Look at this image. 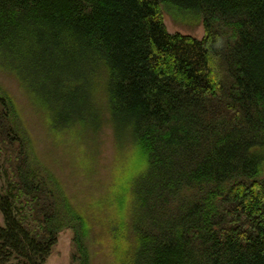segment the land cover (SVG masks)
I'll use <instances>...</instances> for the list:
<instances>
[{
	"label": "trees",
	"instance_id": "1",
	"mask_svg": "<svg viewBox=\"0 0 264 264\" xmlns=\"http://www.w3.org/2000/svg\"><path fill=\"white\" fill-rule=\"evenodd\" d=\"M1 56L59 141L87 114L95 156L114 139L80 197L0 79V264H45L65 229L72 264H264V0H0Z\"/></svg>",
	"mask_w": 264,
	"mask_h": 264
},
{
	"label": "rangeland",
	"instance_id": "2",
	"mask_svg": "<svg viewBox=\"0 0 264 264\" xmlns=\"http://www.w3.org/2000/svg\"><path fill=\"white\" fill-rule=\"evenodd\" d=\"M165 19L168 28L172 32H181L196 37H201L204 33L202 23L195 22L194 24H189L182 20L179 12H175V15H172L169 11H165ZM0 64V79L11 90L15 97L27 106L28 115H26L30 126L35 136L40 137L42 141L41 145L39 144L40 148L45 146L48 150H55L56 155L61 157L66 163L68 180L73 184V186H71L72 184H70V186L82 193L80 197H83L84 194L91 196L96 195L103 191L109 181L107 168L113 163L111 162L113 159L111 158V149L114 135H110L108 131V136L106 134L102 136L105 142L101 141L103 144L101 143L102 145L100 144L97 146L96 149L100 152L98 157L95 156L93 150L94 152L96 151L97 135L91 126L93 117L87 114L85 116L86 123L83 128L84 130H80L79 128L78 131L71 132V134H76V138L69 137V143L59 141L57 139L58 135L49 130L52 116H50L51 118L47 117L42 108V102L45 101L44 97L46 96L43 95L40 82L38 84L37 80L30 77L25 69L24 71L22 69L23 73L20 70L17 73L16 71L21 68L12 66L11 61L5 56L0 57ZM37 86H39L38 90ZM55 142L61 143V146L56 145ZM79 144L87 150L86 155L90 153L92 156L94 155L96 157L97 162L95 168L97 170L93 173V176L91 172H86L84 168L83 159L84 153L86 152L80 148ZM89 157L91 156L89 155ZM104 167H106V169ZM0 223H3V215L1 212ZM72 236L73 232L70 229H65L60 233L58 242L45 264H72Z\"/></svg>",
	"mask_w": 264,
	"mask_h": 264
}]
</instances>
